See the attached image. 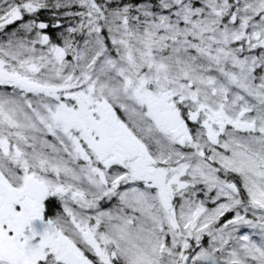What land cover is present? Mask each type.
<instances>
[{
    "label": "snow or ice",
    "instance_id": "snow-or-ice-1",
    "mask_svg": "<svg viewBox=\"0 0 264 264\" xmlns=\"http://www.w3.org/2000/svg\"><path fill=\"white\" fill-rule=\"evenodd\" d=\"M0 264H264V0H0Z\"/></svg>",
    "mask_w": 264,
    "mask_h": 264
}]
</instances>
